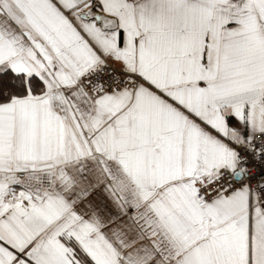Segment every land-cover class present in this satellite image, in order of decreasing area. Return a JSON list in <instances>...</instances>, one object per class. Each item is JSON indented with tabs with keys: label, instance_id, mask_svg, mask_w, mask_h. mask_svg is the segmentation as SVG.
Listing matches in <instances>:
<instances>
[{
	"label": "snow or ice",
	"instance_id": "6c2138e0",
	"mask_svg": "<svg viewBox=\"0 0 264 264\" xmlns=\"http://www.w3.org/2000/svg\"><path fill=\"white\" fill-rule=\"evenodd\" d=\"M0 264H264V0H0Z\"/></svg>",
	"mask_w": 264,
	"mask_h": 264
}]
</instances>
